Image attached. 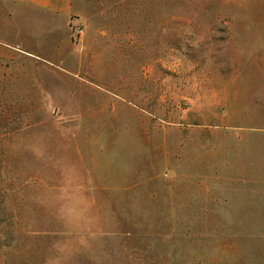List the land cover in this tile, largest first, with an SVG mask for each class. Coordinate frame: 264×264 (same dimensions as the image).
<instances>
[{
    "label": "rangeland",
    "instance_id": "1",
    "mask_svg": "<svg viewBox=\"0 0 264 264\" xmlns=\"http://www.w3.org/2000/svg\"><path fill=\"white\" fill-rule=\"evenodd\" d=\"M71 4L60 58L0 44V264H264V211L174 230L119 188L168 178L173 142L264 143V0ZM240 150L221 162L264 173L263 145Z\"/></svg>",
    "mask_w": 264,
    "mask_h": 264
},
{
    "label": "crops",
    "instance_id": "2",
    "mask_svg": "<svg viewBox=\"0 0 264 264\" xmlns=\"http://www.w3.org/2000/svg\"><path fill=\"white\" fill-rule=\"evenodd\" d=\"M71 3L72 0H0V44L29 56L28 47L38 46L41 54L58 57L59 47L67 44L68 28L75 19ZM60 36L63 39L59 42ZM251 145L260 148L264 143L243 139L173 142L169 146L173 151L158 152L173 159L163 167L172 171L168 178L161 172L136 173L133 178L124 175L129 182L119 188L144 186L148 196L163 206L162 211L173 213L174 230L227 226L219 223L224 220L209 221L208 213L264 211L263 171L251 166L228 167L221 162L226 154L236 155Z\"/></svg>",
    "mask_w": 264,
    "mask_h": 264
},
{
    "label": "built area",
    "instance_id": "3",
    "mask_svg": "<svg viewBox=\"0 0 264 264\" xmlns=\"http://www.w3.org/2000/svg\"><path fill=\"white\" fill-rule=\"evenodd\" d=\"M74 34L76 37H80L82 34V29L79 26H77L76 28H74Z\"/></svg>",
    "mask_w": 264,
    "mask_h": 264
}]
</instances>
